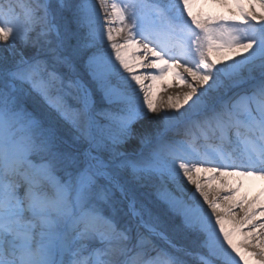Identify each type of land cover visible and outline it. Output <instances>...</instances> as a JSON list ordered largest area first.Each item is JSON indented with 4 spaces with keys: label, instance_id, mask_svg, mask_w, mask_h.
Listing matches in <instances>:
<instances>
[{
    "label": "snow or ice",
    "instance_id": "obj_1",
    "mask_svg": "<svg viewBox=\"0 0 264 264\" xmlns=\"http://www.w3.org/2000/svg\"><path fill=\"white\" fill-rule=\"evenodd\" d=\"M0 45V264H264V0H0Z\"/></svg>",
    "mask_w": 264,
    "mask_h": 264
},
{
    "label": "bare ground",
    "instance_id": "obj_2",
    "mask_svg": "<svg viewBox=\"0 0 264 264\" xmlns=\"http://www.w3.org/2000/svg\"><path fill=\"white\" fill-rule=\"evenodd\" d=\"M110 2H111V0H110ZM169 79L172 81L170 84L167 83V81H169ZM146 83H149V82L146 81ZM158 83H161L164 85H174L176 82L172 79L171 74H169L163 82H158ZM184 90H186V89H182V88H178V87H170L167 89V91H163V93H165L166 97L164 99H162V97H160V100H161V102H166L169 95L175 96L178 92H181ZM162 114L163 113H161V115ZM133 145L135 146V142H133ZM222 183H223L222 180L215 181V182H213L211 187H209L207 184H205V190L209 192L210 198H213L216 196L222 197L223 195L226 194L222 190L218 192V189H220V185ZM188 187L190 189L194 190V186L188 185ZM261 188H264V183L258 181V182H255L254 184L246 186V188L244 190H242L240 195L241 196L247 195V200H248V202L244 205V210H247L250 207L253 210H257L261 207L259 202L255 203V204L252 203L254 198L257 195H259ZM220 202L222 205L228 206L227 202H225L223 200H220ZM244 210L234 209V216H231V217L225 216V212H223V211L220 214L222 216H225L226 219L232 220L234 223H236V222H239L241 220V218L244 216ZM260 220H264V217H257V220L255 222L259 223ZM260 231L262 233H264V229H261ZM244 235H247V230H245ZM262 243H264V241H262ZM242 247L246 251H248L250 253H254L256 259L264 260V250H262L261 247L256 246L255 240H253L252 243L243 244Z\"/></svg>",
    "mask_w": 264,
    "mask_h": 264
},
{
    "label": "rangeland",
    "instance_id": "obj_3",
    "mask_svg": "<svg viewBox=\"0 0 264 264\" xmlns=\"http://www.w3.org/2000/svg\"><path fill=\"white\" fill-rule=\"evenodd\" d=\"M13 2H16V0H13ZM2 45H0V49H2ZM17 47H21L20 45H17ZM172 81L169 79V81H167V83L168 84H170ZM159 97H162V99H164L165 97H166V95H165V93H163V91L162 92H160L159 93Z\"/></svg>",
    "mask_w": 264,
    "mask_h": 264
}]
</instances>
